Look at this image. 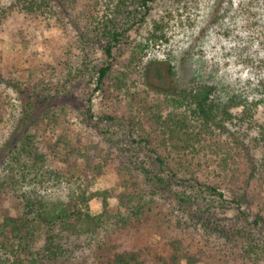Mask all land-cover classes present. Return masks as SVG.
<instances>
[{
	"label": "trees",
	"instance_id": "16d2710c",
	"mask_svg": "<svg viewBox=\"0 0 264 264\" xmlns=\"http://www.w3.org/2000/svg\"><path fill=\"white\" fill-rule=\"evenodd\" d=\"M158 1L79 2V16L86 20V32L80 35L84 58L75 79L83 78L92 65V96L100 93L108 102L106 120H127L133 144L129 151L140 160V167H118L123 177L122 190L114 193L117 203L111 204L107 191L88 192L105 165L96 161L93 147L62 140L44 143L28 127L9 148L10 173L0 181V264H209L202 248L196 249L190 242L181 220L160 214L156 198L165 192L175 194L182 213L193 205V212L188 213L206 232L228 241L245 238L246 257L259 261L264 256V126L256 121L258 110L264 107V81L257 82V93L251 100L241 93L224 95L211 84L204 85V92L177 88L166 95L131 89L135 85H129L128 79L134 84L130 74L138 66L141 52L152 41H167L169 20L157 23L146 43L127 41L128 33L145 22ZM187 1L177 0L173 10L176 18L183 16ZM251 2L246 0L243 11L251 12ZM75 3L76 0H12L7 9L0 4V22L12 10L25 17L55 20L65 30L67 24L78 29L72 20ZM221 9L217 0L214 16H220ZM172 14L167 15L169 19L175 17ZM254 25L246 19L245 26L254 29ZM93 45H99L106 57L100 63L91 58ZM115 50L127 53L124 68H115L108 61ZM20 85L12 81L11 89L26 95V105L32 110L35 106L30 101L31 91H22ZM49 118L55 123L54 115ZM253 127L257 133L250 145L245 135ZM132 169L144 175L152 186L147 198L133 179ZM84 179L87 185L81 187ZM48 183L61 189L67 183L66 195L51 198ZM177 187L186 192L177 193ZM229 192L244 193L257 210L252 224L249 222L243 229L234 223L226 229L227 225H221L223 220L210 208L200 207L204 194L225 202ZM7 198L10 208L3 205ZM94 198L102 207L95 215L89 210ZM236 198L234 202L240 205ZM143 230L149 232L148 241L135 245L134 237Z\"/></svg>",
	"mask_w": 264,
	"mask_h": 264
},
{
	"label": "rangeland",
	"instance_id": "374dc122",
	"mask_svg": "<svg viewBox=\"0 0 264 264\" xmlns=\"http://www.w3.org/2000/svg\"><path fill=\"white\" fill-rule=\"evenodd\" d=\"M80 1L82 0H76L72 13V20L77 22L78 29L69 28L67 24L65 30L55 20L25 17L9 8V16L1 19L0 181L10 173L9 148L29 127V131L41 136L40 140L44 143L62 140L75 142L81 147H93L97 154L96 161L105 165L101 174L89 185L88 192L107 191L110 203L114 204L117 203L114 195L122 190L123 177L120 176L118 167H140L141 162L129 151L133 144L127 120H106L104 117L110 112L108 102L100 93L92 96L95 86L92 65L85 70L83 78L75 79L74 75L84 58L80 35L86 32V20L79 16ZM216 1L188 0L181 19L176 18V13L173 12L178 6L177 0H159L153 5L151 15L128 33L127 41L146 43V38L155 31L157 23L169 20L165 30L167 41H152L141 52L138 66L132 68L133 74H130L134 84L128 79L129 85H135L131 89H146L153 95H166L177 88L199 89L204 92V85L211 84L224 95L241 93L250 100L256 96L257 82L264 81L262 1L252 0L249 4L251 12H246L243 11L246 0H220V16H214L213 5ZM11 2L12 0H0V4L6 9ZM170 14L175 17L169 19L167 15ZM246 19L255 24L254 29L245 26ZM16 40L17 43L14 42ZM93 46L95 50L90 51V54L94 63L105 60L101 47ZM130 51L129 49L128 53ZM120 52L115 50L113 57L108 59L115 68H124L123 63L128 58L127 53ZM12 81L20 82L22 91L24 88L30 89V101L35 108L30 110L26 105L29 101L26 95H23L24 98L20 95L21 92L16 93L11 89ZM139 99L136 98L137 101ZM49 115L55 116V123L48 119ZM256 121L264 126V107L258 110ZM256 133L254 127L246 130V142L251 145L250 139ZM141 158L140 156L139 159ZM131 172L134 176L132 178L138 181L147 198L152 186L140 172L135 169ZM90 177L91 174L88 173V179ZM80 183L81 187L87 185L85 179ZM49 184L47 192L51 194V198H63L66 195L67 183L63 184L62 189L54 185L50 187ZM174 189L179 194L186 192L182 188ZM0 195L2 197L3 194ZM225 197L227 201L221 202L204 194L200 207L210 208L218 219L223 220L221 225H227L226 229L232 223L242 229L249 222L252 224L257 210L250 199L241 192H229ZM235 198L241 206L234 202ZM156 201L160 214L181 220V227L187 232L190 242L196 249L202 248L203 258L206 260L207 256L209 264H264V256L259 261L245 256V238L228 241L206 232L190 215L194 210L193 205L189 207L190 214L182 213L175 201V194L165 192ZM222 204L224 207H221ZM3 205L11 207L8 198ZM89 210L93 215L102 211L97 198L89 202ZM148 236L149 232L143 230L134 237L133 242L135 245L143 244L148 241Z\"/></svg>",
	"mask_w": 264,
	"mask_h": 264
}]
</instances>
